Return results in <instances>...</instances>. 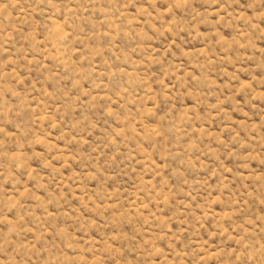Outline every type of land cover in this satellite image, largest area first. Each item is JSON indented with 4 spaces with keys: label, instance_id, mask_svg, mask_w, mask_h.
I'll return each instance as SVG.
<instances>
[{
    "label": "rangeland",
    "instance_id": "374dc122",
    "mask_svg": "<svg viewBox=\"0 0 264 264\" xmlns=\"http://www.w3.org/2000/svg\"><path fill=\"white\" fill-rule=\"evenodd\" d=\"M0 264H264V0H0Z\"/></svg>",
    "mask_w": 264,
    "mask_h": 264
}]
</instances>
